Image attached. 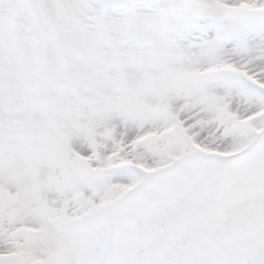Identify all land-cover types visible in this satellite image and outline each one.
<instances>
[{"label":"snow or ice","instance_id":"obj_1","mask_svg":"<svg viewBox=\"0 0 264 264\" xmlns=\"http://www.w3.org/2000/svg\"><path fill=\"white\" fill-rule=\"evenodd\" d=\"M0 264H264V0H0Z\"/></svg>","mask_w":264,"mask_h":264}]
</instances>
